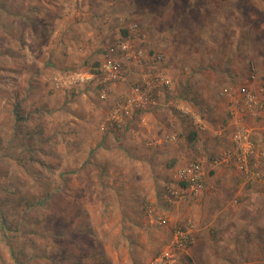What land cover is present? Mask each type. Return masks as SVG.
I'll use <instances>...</instances> for the list:
<instances>
[{
	"label": "rangeland",
	"instance_id": "1",
	"mask_svg": "<svg viewBox=\"0 0 264 264\" xmlns=\"http://www.w3.org/2000/svg\"><path fill=\"white\" fill-rule=\"evenodd\" d=\"M118 41L141 57L102 83ZM70 72L99 76L64 89ZM256 86L264 0H0V264H152L179 229L176 264H264V204L246 203L264 156L238 162L230 97ZM137 87L148 104L117 123ZM197 161L201 192L178 175Z\"/></svg>",
	"mask_w": 264,
	"mask_h": 264
},
{
	"label": "built area",
	"instance_id": "2",
	"mask_svg": "<svg viewBox=\"0 0 264 264\" xmlns=\"http://www.w3.org/2000/svg\"><path fill=\"white\" fill-rule=\"evenodd\" d=\"M119 42V44H118ZM114 44L107 55V60L102 64L100 68V76L103 77L102 83H115L120 78H122L124 69L123 62L127 60H132L133 58H140L141 52H136L131 50L130 42L128 41H118ZM125 52H128L125 55ZM120 54L122 57L118 58L117 55ZM96 73H85V72H70L64 76H58L55 80L59 82L60 87L66 89L81 88L82 86L89 85L93 83L97 78ZM165 77H161L163 81ZM166 85L170 84L169 80H165ZM263 89H261V92ZM260 91L256 89H247L243 93V97L237 100L236 96L230 94L231 102L233 103L232 115L241 114L235 118L236 125L239 129L234 135L235 143V156L238 162H242L246 167L249 159L256 155L263 154L257 149V145L253 140L250 131L243 124L245 116H256L262 113L264 109V100L261 97ZM133 94L124 101L122 105H119L112 113V119L117 123H122L123 118L130 117L134 111L144 109L145 105L148 104L146 99V94L142 92L141 87H137L133 90ZM239 112V113H238ZM124 121V120H123ZM195 124L202 130L205 129L204 121L200 116H194ZM196 124V125H197ZM200 124V125H199ZM228 161L232 158V154L226 157ZM227 161V162H228ZM243 166V167H244ZM247 169V167H246ZM179 180L181 183H185L195 192H201L205 185V165L202 161H197L189 164L188 166L179 170ZM194 242L193 232L191 229H179L176 231L174 240L170 242L169 248L162 252L158 257H156L152 264H176L175 249L180 250L181 248H186L188 245H192Z\"/></svg>",
	"mask_w": 264,
	"mask_h": 264
},
{
	"label": "crops",
	"instance_id": "3",
	"mask_svg": "<svg viewBox=\"0 0 264 264\" xmlns=\"http://www.w3.org/2000/svg\"><path fill=\"white\" fill-rule=\"evenodd\" d=\"M255 89H258L257 88V86L255 87ZM220 105L218 104V106H216V108L217 107H219ZM222 106V105H221ZM215 108V109H216ZM258 115H260L259 117H260V119H259V121H255L254 123L252 122V125L253 126H250L252 129L251 130H253V133H254V140H255V143H256V145L258 146V148L261 150V151H263V154H264V111L262 112V113H260V114H258ZM257 115V116H258ZM217 118H219V117H217ZM212 120L214 121V119L212 118ZM204 123H205V121H204ZM235 123H236V121H235ZM205 126H206V124H205ZM209 128V127H208ZM219 133H221V132H219ZM232 137H233V135H231V142L230 143H232ZM259 156V155H258ZM227 165H229V166H232V164H230V162H228V164ZM262 172H260L259 174L261 175V178H263V180H259L258 182L257 181H255V182H257V184L258 185H255V188L253 187V188H247V189H249V191H252L251 193H249V194H246V195H248L249 197L246 199V203H248V204H250L251 202V200L252 201H256V202H261V203H263L264 204V170H261ZM226 173V172H225ZM228 173H232L231 171H227V175H228ZM239 175V174H238ZM240 177H241V175H240ZM254 177V176H253ZM236 180H237V178H236ZM227 185V184H226ZM228 186V185H227ZM231 186V185H230ZM235 186V187H234ZM229 187V186H228ZM233 187L236 189V191H239L241 194H242V192H244L245 190L247 191V192H249L246 188H244L245 187V184H237V183H235L234 185H233ZM213 188H214V190H218V192H220V193H222V194H224V192L227 190L226 188L224 189L222 186L221 187H219V186H213ZM232 189V191H233V188H231ZM221 196V195H220ZM224 197V196H223ZM253 197V198H252ZM238 201H241V199H239L238 198ZM246 203L245 204H242V205H246ZM245 208H247V206H245ZM73 264H76V262L75 263H73Z\"/></svg>",
	"mask_w": 264,
	"mask_h": 264
},
{
	"label": "trees",
	"instance_id": "4",
	"mask_svg": "<svg viewBox=\"0 0 264 264\" xmlns=\"http://www.w3.org/2000/svg\"><path fill=\"white\" fill-rule=\"evenodd\" d=\"M126 33V32H125ZM184 187H186L187 185L185 183H181Z\"/></svg>",
	"mask_w": 264,
	"mask_h": 264
}]
</instances>
